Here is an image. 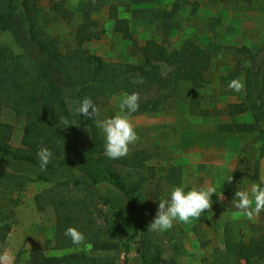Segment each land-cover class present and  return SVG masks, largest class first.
I'll return each instance as SVG.
<instances>
[{
	"label": "trees",
	"instance_id": "16d2710c",
	"mask_svg": "<svg viewBox=\"0 0 264 264\" xmlns=\"http://www.w3.org/2000/svg\"><path fill=\"white\" fill-rule=\"evenodd\" d=\"M99 1L104 4L109 0ZM121 2L129 7L128 0ZM53 9L58 17L74 22L73 12L62 1ZM117 11L118 6L112 4L114 30L133 41L135 58L138 48L136 61L110 62L83 48L86 42L101 38V33L88 23L78 25L75 48L64 51L42 23L39 0H0V37L10 34L20 50L0 41V200L25 190L30 183H45L48 186L35 195L34 203L39 212L54 213L55 249L102 242L122 245V255L84 254L48 264H161L165 254L157 236L148 231L139 198L147 178L131 179L123 172L127 168L153 171L154 167L147 164L140 150L119 159L105 155V137L95 120L75 112L77 102L85 97L98 106L100 119L107 99L119 93H138L139 108L131 116H139L160 112L177 98L182 85H190L192 113L230 118L250 112L256 116L262 125L259 154L264 157V62L259 59V51L247 46L236 48L238 67L244 73L245 96L209 114L200 107L197 94L209 82L213 55L186 44L171 49L156 39L147 40L139 48L128 20L119 18ZM242 60L249 64L243 65ZM6 109L25 121L18 148L11 144L14 126L2 119ZM43 147L53 153L46 169H41L37 156ZM231 177L225 193L234 205L233 197L241 187L237 176ZM103 182L123 194L136 216L133 231L129 230L126 237L122 229L126 214L115 206V197L108 198L99 190ZM68 227L83 232V244H73L64 234ZM224 236L223 247L215 249V264L264 260V234L248 240L238 238L232 225L226 223Z\"/></svg>",
	"mask_w": 264,
	"mask_h": 264
},
{
	"label": "rangeland",
	"instance_id": "374dc122",
	"mask_svg": "<svg viewBox=\"0 0 264 264\" xmlns=\"http://www.w3.org/2000/svg\"><path fill=\"white\" fill-rule=\"evenodd\" d=\"M61 1L74 14L72 24L58 17L53 9ZM128 1L129 7L121 0L104 4L99 0H39V5L46 31L59 41L64 51L75 48L78 25L88 23L101 33V38L86 42L83 48L110 62L136 61L140 55L138 48V58H135L133 41L114 30L110 7L116 4L119 18L128 20L139 48L147 40L156 39L171 49L186 44L213 55L209 82L197 94L202 109L212 114L244 98V89L237 92L229 88L233 80L243 85L245 82L244 73L238 67L236 48L247 46L254 52L259 51V59L264 62V0ZM0 41L20 51L10 34L2 35ZM242 64L249 63L242 60ZM125 94L107 99L100 120L120 112ZM190 101L191 87L182 85L177 98L160 112L131 116L139 139L130 146L128 155L140 150L154 170L127 168L123 172L131 179L147 178L139 198L149 224L159 201L168 197L175 186L195 184L216 189L210 212L205 210L199 219L193 218L187 224L175 222L168 231H152L165 248L161 264H215V249L224 245L226 223L232 225L238 238L248 240L264 234V211L249 220L238 214L239 210L228 202L225 193L232 175L237 176L241 191H250L253 184L261 183L264 177V157L259 154L261 123L250 112L230 118L192 113ZM2 119L14 126L13 148L20 147L24 119L11 109L4 111ZM47 186L30 183L25 190L0 200V264H48L106 252L122 255V245L118 242L55 249L54 213L52 210L39 212L34 203L35 195ZM98 188L108 198L115 197V206L122 215L126 214L122 221L126 237L136 221L131 207L109 182H103ZM5 256L8 258L4 259ZM251 264H264V260Z\"/></svg>",
	"mask_w": 264,
	"mask_h": 264
},
{
	"label": "clouds",
	"instance_id": "9594fccd",
	"mask_svg": "<svg viewBox=\"0 0 264 264\" xmlns=\"http://www.w3.org/2000/svg\"><path fill=\"white\" fill-rule=\"evenodd\" d=\"M229 88L243 91L244 85L239 80H233ZM139 108V94H125L120 105V112L111 118L98 119L99 108L90 97L77 102L75 112L87 119L95 120L97 128L102 130L105 137V155L110 159H119L128 155L130 146L139 139L131 120L132 113ZM68 124L67 120L63 121ZM41 169H46L51 162L53 153L43 147L37 153ZM233 177H229L231 183ZM264 177L260 184H253L250 191H236L233 197L235 208L239 215L253 220L264 211ZM216 194L214 187L195 184L175 186L168 197L159 201L158 209L148 231L164 232L173 228L175 222L190 223L193 218L199 219L205 210H212V196ZM70 237L73 244L81 245L85 241L83 232L76 227H68L64 233ZM7 259L8 257H3Z\"/></svg>",
	"mask_w": 264,
	"mask_h": 264
},
{
	"label": "crops",
	"instance_id": "0c3cea01",
	"mask_svg": "<svg viewBox=\"0 0 264 264\" xmlns=\"http://www.w3.org/2000/svg\"><path fill=\"white\" fill-rule=\"evenodd\" d=\"M244 90H245V82H244Z\"/></svg>",
	"mask_w": 264,
	"mask_h": 264
}]
</instances>
